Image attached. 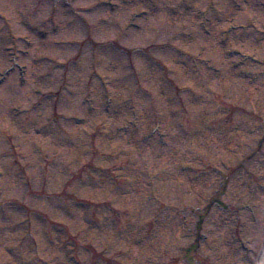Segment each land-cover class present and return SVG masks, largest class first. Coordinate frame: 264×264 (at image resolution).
I'll return each mask as SVG.
<instances>
[{
	"label": "clouds",
	"instance_id": "1",
	"mask_svg": "<svg viewBox=\"0 0 264 264\" xmlns=\"http://www.w3.org/2000/svg\"><path fill=\"white\" fill-rule=\"evenodd\" d=\"M0 264H264V0H0Z\"/></svg>",
	"mask_w": 264,
	"mask_h": 264
}]
</instances>
